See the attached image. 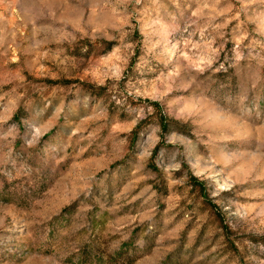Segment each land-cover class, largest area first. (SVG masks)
Wrapping results in <instances>:
<instances>
[{"label": "rangeland", "instance_id": "rangeland-1", "mask_svg": "<svg viewBox=\"0 0 264 264\" xmlns=\"http://www.w3.org/2000/svg\"><path fill=\"white\" fill-rule=\"evenodd\" d=\"M0 264H264V0H0Z\"/></svg>", "mask_w": 264, "mask_h": 264}, {"label": "trees", "instance_id": "trees-1", "mask_svg": "<svg viewBox=\"0 0 264 264\" xmlns=\"http://www.w3.org/2000/svg\"><path fill=\"white\" fill-rule=\"evenodd\" d=\"M111 48H112V44H108L107 45V50L109 51ZM48 83H50V84H62V85H64L67 82H64V84H63V82H52V81H49ZM87 87H89V89H91L92 92H94V93H97V92L101 93L105 89L104 87L95 88V87H93L91 85L90 86L88 85ZM154 106H156V105H154ZM167 120L168 119H166L164 117H161V123L160 124H161V127H162V129H163L164 132H168L169 131V127H170L169 125L171 124V122H169ZM172 125H174L176 128L178 127V129H180V128L182 129V125L179 124V123H177V122H173ZM195 184L201 189V192H202L203 191L202 184L199 183L198 180H195Z\"/></svg>", "mask_w": 264, "mask_h": 264}]
</instances>
